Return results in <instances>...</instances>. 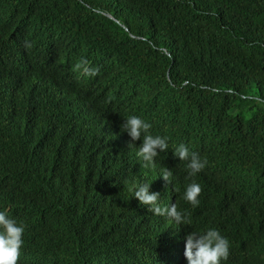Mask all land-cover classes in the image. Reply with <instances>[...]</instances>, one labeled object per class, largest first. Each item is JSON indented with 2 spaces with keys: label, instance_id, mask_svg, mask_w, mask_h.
I'll list each match as a JSON object with an SVG mask.
<instances>
[{
  "label": "trees",
  "instance_id": "trees-1",
  "mask_svg": "<svg viewBox=\"0 0 264 264\" xmlns=\"http://www.w3.org/2000/svg\"><path fill=\"white\" fill-rule=\"evenodd\" d=\"M130 115L168 137L152 167ZM178 143L206 159L196 176ZM142 182L191 225L141 206ZM0 209L25 225L17 264H186L208 228L223 264H264V0H0Z\"/></svg>",
  "mask_w": 264,
  "mask_h": 264
},
{
  "label": "clouds",
  "instance_id": "clouds-1",
  "mask_svg": "<svg viewBox=\"0 0 264 264\" xmlns=\"http://www.w3.org/2000/svg\"><path fill=\"white\" fill-rule=\"evenodd\" d=\"M74 70L82 77L89 78L95 77L100 71L83 57L74 65ZM151 128V123L136 115H130L120 125L121 131L126 133L132 142L141 141L136 147V156L145 167L154 166L156 158L169 150L168 137L153 135ZM172 154L179 161L187 162L188 177L196 176L207 163L206 159L191 151L185 143H178L172 150ZM158 174L165 182H172L171 168L162 167ZM150 185L151 183L148 182L136 184L131 189V197L135 198L141 206H146L153 215L165 218L170 226L175 225L174 228L191 225L188 215L178 210L175 203L161 206L160 194L150 191ZM200 193V184L190 182L183 191L182 199L196 207L200 203L198 199ZM24 232L25 225L22 222L10 216L6 209H0V264H17L24 243ZM183 255L186 264H223L230 255V241L216 228L193 230L185 237Z\"/></svg>",
  "mask_w": 264,
  "mask_h": 264
}]
</instances>
